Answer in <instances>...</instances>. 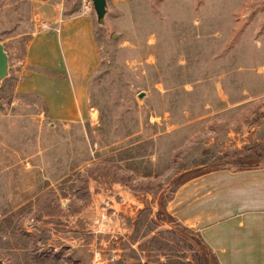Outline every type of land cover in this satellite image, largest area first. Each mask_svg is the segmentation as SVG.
I'll use <instances>...</instances> for the list:
<instances>
[{
  "label": "rangeland",
  "instance_id": "obj_1",
  "mask_svg": "<svg viewBox=\"0 0 264 264\" xmlns=\"http://www.w3.org/2000/svg\"><path fill=\"white\" fill-rule=\"evenodd\" d=\"M57 1L86 0H0V264H206L168 200L203 170L264 167V0H105L75 121L14 90Z\"/></svg>",
  "mask_w": 264,
  "mask_h": 264
},
{
  "label": "crops",
  "instance_id": "obj_2",
  "mask_svg": "<svg viewBox=\"0 0 264 264\" xmlns=\"http://www.w3.org/2000/svg\"><path fill=\"white\" fill-rule=\"evenodd\" d=\"M62 7L60 1L45 6L42 22L26 40L14 90L38 96L52 120L75 121L86 105L88 81L98 62L96 20L89 11L63 12ZM106 198L95 199L99 213L104 210L100 202L113 204ZM168 204L170 213L198 232L218 264H264V167L197 173L180 182ZM76 230H66L68 241H63L73 242ZM60 231L48 229L52 249L60 246L54 238L60 239Z\"/></svg>",
  "mask_w": 264,
  "mask_h": 264
},
{
  "label": "water",
  "instance_id": "obj_3",
  "mask_svg": "<svg viewBox=\"0 0 264 264\" xmlns=\"http://www.w3.org/2000/svg\"><path fill=\"white\" fill-rule=\"evenodd\" d=\"M90 1L95 17L97 19L100 18L105 10V0H90ZM6 63H7L6 53L4 52L2 43H0V77L6 71Z\"/></svg>",
  "mask_w": 264,
  "mask_h": 264
},
{
  "label": "trees",
  "instance_id": "obj_4",
  "mask_svg": "<svg viewBox=\"0 0 264 264\" xmlns=\"http://www.w3.org/2000/svg\"><path fill=\"white\" fill-rule=\"evenodd\" d=\"M238 167H247V166H238ZM215 168H217V167H215ZM209 169H211V168H209ZM206 170H208V169H206ZM203 171H205V170H203ZM203 171H201V172H203ZM183 226V228H185V229H183V230H185V231H187V232H189L190 233V229H187V226H185V225H182ZM193 234V236H195V239L198 241V243L200 244V246H201V248H202V250H203V252H202V258H203V260L205 261V263L206 264H218V261H217V259H216V257H215V255L213 254V252H212V250L208 247V245L204 242V240L200 237V235L198 234V232H194V233H192ZM209 253L211 254V259H209Z\"/></svg>",
  "mask_w": 264,
  "mask_h": 264
},
{
  "label": "built area",
  "instance_id": "obj_5",
  "mask_svg": "<svg viewBox=\"0 0 264 264\" xmlns=\"http://www.w3.org/2000/svg\"><path fill=\"white\" fill-rule=\"evenodd\" d=\"M89 9H90V2L87 1V0H86V1H83V2H82V9H81V11H82V12H88ZM42 26H43V27H46V24L43 23ZM94 264H100V263L95 262Z\"/></svg>",
  "mask_w": 264,
  "mask_h": 264
}]
</instances>
